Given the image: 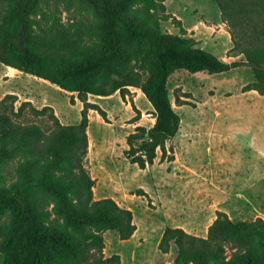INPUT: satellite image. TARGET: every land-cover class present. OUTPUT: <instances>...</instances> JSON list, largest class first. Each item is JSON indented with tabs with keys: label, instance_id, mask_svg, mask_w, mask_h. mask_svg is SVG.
<instances>
[{
	"label": "trees",
	"instance_id": "1",
	"mask_svg": "<svg viewBox=\"0 0 264 264\" xmlns=\"http://www.w3.org/2000/svg\"><path fill=\"white\" fill-rule=\"evenodd\" d=\"M7 1L0 15V63L77 92L84 109L80 124L67 125L51 106L23 101L17 107L14 93L0 100V218L10 214L12 220L0 239L3 264H122L119 254L105 255L104 232L129 240L137 225L131 209L112 197H95L96 180L85 163L88 111L105 119L108 114L89 95L120 91L126 97L124 89L142 90L156 121L128 136L126 154L146 168L158 148L167 153L181 129L168 86L175 71L218 74L250 66L256 81L249 85L264 95V0H216L230 22L236 56L246 57L233 62L188 37L182 20L166 13L160 0ZM62 6L80 18L64 22ZM169 20L181 34L161 29ZM142 70L149 71L147 79ZM9 167L15 180L8 184ZM173 245L174 264H264V218L235 221L218 210L207 238L167 227L159 250L170 253Z\"/></svg>",
	"mask_w": 264,
	"mask_h": 264
},
{
	"label": "rangeland",
	"instance_id": "2",
	"mask_svg": "<svg viewBox=\"0 0 264 264\" xmlns=\"http://www.w3.org/2000/svg\"><path fill=\"white\" fill-rule=\"evenodd\" d=\"M160 1L164 2L166 13L182 20L187 36L198 40L201 47L226 61L246 60L243 54L236 56L239 49L232 40L230 22L224 19L216 0ZM7 3V0H0V15ZM61 10L64 22L80 18L76 9L68 10L62 6ZM85 15L97 24L98 19L93 13L85 12ZM161 29L181 34L173 20L162 21ZM140 72L143 79H147L149 71ZM17 74L22 80L18 86L0 81L6 86L1 94L3 98L17 89L23 96L18 95L17 107L21 102L29 101L26 98L30 96H40L41 103L33 104L42 109L49 106L48 95H51L59 103L58 109L64 117L62 123H81L84 104L77 92L62 94L49 81L21 72ZM255 81L252 68L246 65L233 73L175 71L168 86L174 107L182 118L181 131L167 143V153L158 148L157 157L146 168H141L126 154L130 148L128 136L139 126L150 129L156 121L155 110L142 90L136 87L124 89L126 97L120 91L113 94L115 97L89 95L90 102H100L108 114L105 119L95 109L88 111L89 152L85 163L96 180L95 197H114L121 206L133 211L137 225L131 240H123L115 231L104 232L106 256L119 254L122 264H174L177 247L173 245L170 253H163L159 243L166 226L181 224L185 217L178 212L177 222H167L156 193L158 178L172 169L169 162L177 155L176 167L189 166L202 183L208 176L214 184V190L208 191L211 201L208 219L201 223H194L191 218L183 221L188 225V233L192 230L200 234L198 237H208L209 228L217 217V208L235 221L264 218V95L249 85ZM8 176L9 184L15 180L12 167L8 168ZM190 208L191 211L197 209L191 204ZM11 221L10 214L0 218V239L4 224ZM3 263L4 254L0 251V264Z\"/></svg>",
	"mask_w": 264,
	"mask_h": 264
},
{
	"label": "crops",
	"instance_id": "3",
	"mask_svg": "<svg viewBox=\"0 0 264 264\" xmlns=\"http://www.w3.org/2000/svg\"><path fill=\"white\" fill-rule=\"evenodd\" d=\"M220 58L223 59V57H220ZM228 62H233V61H228ZM238 68L239 67L234 68L229 72L233 73V71H235ZM17 72H21V73H24L27 75L29 74V73L23 72L19 69H16L12 66H8V65H5L3 63H0V81L2 80L3 82H6V83L7 82L14 83L13 86H16V85L18 86V84H21V82H19V81H22V80L18 76L20 74H17ZM229 72H224V73H229ZM34 77H37V76H34ZM37 78H39V77H37ZM39 79H42V78H39ZM43 80H45V79H43ZM45 81H47V80H45ZM53 85H55V84H53ZM5 87L6 86L4 84H0V99L3 98L1 96V94H3V92H4L3 90H5ZM7 87H9V85H7ZM55 87L56 88H54V89L57 92H60L62 94L66 91L57 85H55ZM12 93L20 95L21 98L23 97L19 93V90H17V89L12 91ZM112 96L115 97V95H112ZM112 96H109V97H112ZM38 97L39 98H37V96L33 98V96H30V97L26 98V100L32 101L35 105H37L38 103H41V97L40 96H38ZM48 98H49L48 105L51 107H54L58 116L61 118V121H63L64 117L58 109L59 103L51 95H48ZM98 104L102 106V104L100 102H98ZM104 109H106V108H104ZM91 110H92V112L95 111L94 109H91ZM179 133L177 135H179ZM219 147L222 149V144L219 145ZM177 161H178V155H177V158L175 160L169 162V165L172 167V169L171 170L168 169L166 172V175L163 176L162 178H158V180H157L156 198H157L158 204L160 205V208L162 209V211L166 212V221L167 222H171V223L172 222L174 223L175 221L177 222L176 216H177L178 212L183 213V215L185 217L183 221H186L189 218H191V221L194 223L195 222L196 223L204 222L206 219H208V204L211 203V201L208 200L210 198V196H208V191L214 190V184H212L208 180V176L206 178L207 180H205L204 183H202L201 179L198 178L199 176H197V173L193 172L192 168L189 166L176 167L175 163ZM107 197H110V196H99L96 199H103V198H107ZM112 198H114V197H112ZM178 199H179V201H178ZM178 202H181V204L179 205ZM188 203H190L193 206L195 205L197 207V209H195V211H191L190 210L191 209L190 204H188ZM181 209H183V210H181ZM217 210H222V209L217 208ZM182 222H181V224H175V225L169 224V226H166V228L167 227H181V228H184L186 231H188V225L183 224ZM207 232H208V229H207ZM189 233L196 235V236H200V234L196 231L192 232V230H191V232H189ZM135 234H134V236H135ZM203 237H207V235H204ZM129 240H131V239H129Z\"/></svg>",
	"mask_w": 264,
	"mask_h": 264
}]
</instances>
